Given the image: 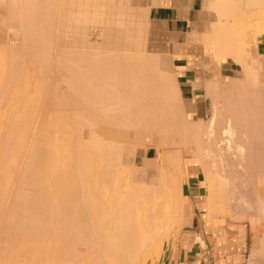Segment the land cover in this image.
<instances>
[{
  "label": "bare ground",
  "instance_id": "obj_1",
  "mask_svg": "<svg viewBox=\"0 0 264 264\" xmlns=\"http://www.w3.org/2000/svg\"><path fill=\"white\" fill-rule=\"evenodd\" d=\"M153 1L0 0V264L158 259L184 224L187 154L203 175L211 214L264 221L263 58L255 54L250 64L242 53L249 32L264 33V0L203 2L202 48L241 68L225 88L218 79L205 82L206 121L184 112L171 55L149 57L136 42L145 38L141 18ZM194 29L190 37L199 42ZM8 33L19 36L18 47L4 49ZM90 33L103 41L90 43ZM31 75L56 79L47 77L48 89L49 80L35 84ZM101 123L104 134L96 130ZM154 133L158 143L145 145L157 154L149 170L126 169L123 138L142 142ZM257 259H264V234L248 264Z\"/></svg>",
  "mask_w": 264,
  "mask_h": 264
},
{
  "label": "crops",
  "instance_id": "obj_2",
  "mask_svg": "<svg viewBox=\"0 0 264 264\" xmlns=\"http://www.w3.org/2000/svg\"><path fill=\"white\" fill-rule=\"evenodd\" d=\"M204 1L172 0V4L152 5L148 10L151 30L147 45L151 50L171 55L181 96L187 103L186 109L196 119L206 117L211 111L210 100L204 94L207 75L214 71L220 81L241 77L238 63L230 59L216 69L212 59L202 53L200 42L188 40V32L205 22L202 12ZM255 41L251 47L263 58V68L259 72V87L263 88L264 34ZM145 153L147 157L148 151ZM185 159L182 193L187 198V213L184 224L166 241L154 264H248L252 243L250 227L254 232L253 238L259 242L264 234H259V227L264 221L252 222L249 216L242 218L225 212L211 214L203 175L191 154H187Z\"/></svg>",
  "mask_w": 264,
  "mask_h": 264
},
{
  "label": "rangeland",
  "instance_id": "obj_3",
  "mask_svg": "<svg viewBox=\"0 0 264 264\" xmlns=\"http://www.w3.org/2000/svg\"><path fill=\"white\" fill-rule=\"evenodd\" d=\"M157 2V3H156ZM163 4V3H165V4H172V3H170V2H168V1H166V0H158V1H153L152 3H150L149 4V6H148V10H149V8H150V6H152V5H156V4ZM138 9V8H137ZM146 9V8H145ZM146 9V10H147ZM143 10V9H142ZM146 10H143V12H144V14L143 13H141V14H143V15H145V16H143L142 18L139 16V15H136V17L137 16H139L140 18H141V20L143 19V28L146 30L144 33H145V38H142V37H137V38H135L136 39V42H138L139 44H142V43H144V45H146V52H147V54L149 55V57H151L150 56V54H152V56H155L156 57V54L158 55V56H160L161 55V53H160V51H154V50H151V49H149V46L147 45V41H148V36H149V34H150V30H151V28H150V20H149V18H148V10L146 11ZM135 11V10H134ZM134 11H133V13L131 12V14H132V20H134L133 18H135V16H133V14H134ZM136 12V11H135ZM203 13H204V7H203V11H202ZM139 13V14H140ZM135 15V14H134ZM142 16V15H141ZM139 17H137L136 19H138ZM140 18H139V20H140ZM134 20V21H136L137 22V25H139L140 23L138 22V20ZM140 20V21H141ZM147 23H146V22ZM136 22H134V23H136ZM139 23V24H138ZM136 25V24H135ZM136 25V26H137ZM142 25V24H141ZM142 27V26H141ZM196 28L194 29V28H192V29H194V30H197L198 28H197V26H195ZM142 28V29H143ZM147 28V29H146ZM201 31H203V33L201 32ZM191 32H192V30H191ZM195 32V31H194ZM206 31H204V30H197V37L199 36V42H201V41H203L204 39H205V37H206V39L208 40V35H207V32L205 33ZM190 32H188V34H187V36H193L194 37V33L192 34V33H190V34H192V35H190L189 34ZM264 33H261V34H259V35H254V33L251 31V32H249L247 35H246V37H245V42H246V44H247V49L246 50H243L242 51V53H243V57H244V59H245V61L246 62H248V63H250L251 64V62H252V58L254 57V55L255 54H257V52L255 51V50H251V44L255 41V40H257V37H258V39L260 38V35H263ZM90 35V36H89ZM88 36H87V39L86 40H88L90 43H94V42H96L97 40L98 41H100V39L98 38V37H96L93 33H90ZM94 35V36H93ZM201 35V36H200ZM203 36H205V37H203ZM188 37V39H189V41H190V39H191V37L189 38ZM192 37V38H193ZM202 37V38H201ZM2 38H4V40H5V43L7 44L6 46V48L4 47V49H7L8 48V46H13V47H18L19 45H20V39H19V36L17 35V34H13V33H8V35H6V37H2ZM1 38V39H2ZM98 38V39H97ZM194 38H196V37H194ZM191 39V41H195V42H197L195 39ZM140 41L141 40V42H139L138 40ZM202 39V40H201ZM205 39V42L207 43V40ZM201 40V41H200ZM101 41H103V38H101ZM100 41V42H101ZM105 41V40H104ZM256 42V41H255ZM112 43V42H111ZM119 44V46L118 47H122L123 45V42H120V41H116V43H112L113 45L114 44ZM202 43H204V42H202ZM201 43V44H202ZM56 44H58L57 46L58 47H62L63 48V46L65 47V45H68V44H66V38L65 37H60L59 38V40H58V42L56 43ZM112 44H110L111 46H113ZM120 44L122 45V46H120ZM249 47H251L250 49H249ZM62 48H60V49H62ZM201 50H202V53L206 56V57H208V58H210V59H212V61L214 62L213 63V66H215V68L217 69L218 67V65H220V62H219V59H218V55L217 54H214V53H211V52H209L208 50H205V48H202V46H201ZM165 53V52H164ZM38 55V54H37ZM159 59V58H158ZM157 59V60H158ZM39 61V60H38ZM38 61H36V63H37V65H39L38 63ZM263 63L260 65V67H259V72H260V70L263 68ZM31 67V66H30ZM32 69V68H31ZM31 69H29L30 70V72H31ZM28 70V71H29ZM52 70H54L53 69V67H52ZM52 70L50 69V71H48L49 73H51L52 74ZM213 70H214V67H213ZM176 72V71H175ZM48 73V75H50ZM53 73H54V71H53ZM55 74V76H56V73H54ZM176 74H177V72H176ZM47 75V74H46ZM53 75V74H52ZM34 76V75H33ZM32 75L30 76V77H32V78H34ZM37 76H39V75H37ZM43 76V75H42ZM41 76V77H42ZM51 76V75H50ZM50 76H47V77H49V78H51ZM55 76H53V78L54 79H56L55 78ZM216 76V77H215ZM258 77V87L260 86V78H259V73H258V75H257ZM45 78L44 79V77H42L44 80H45V82L43 81V79H41L40 80V78L38 79V80H40V81H38L36 78H34L35 79V81H32V82H34L35 84H36V80L38 81V82H41V84H43L42 83V81L45 83V84H47V87H48V83H49V88L48 89H50V80H49V78ZM212 77V78H211ZM215 77V78H214ZM53 78H51L52 79V81L54 82L55 80L53 79ZM206 79H204V84H205V82L206 81H210V80H216V79H218L219 80V78H218V76H217V74L213 71V73L212 74H210V76L208 77V75L205 77ZM46 79H47V82H48V80H49V82L47 83L46 82ZM33 80V79H32ZM31 81V80H30ZM31 82V83H32ZM53 82H52V84H53ZM226 82H227V79H225V80H221L220 81V86L221 87H223V88H225V85H227L226 84ZM30 83V82H29ZM31 84V86L32 85H34L33 87H31V88H33V92H34V88H35V84ZM261 85H262V83H261ZM28 86H30V85H28ZM27 86V87H28ZM53 87V86H52ZM260 88V87H259ZM30 89V88H29ZM261 89H264V87L263 88H261ZM260 89V90H261ZM28 90V89H27ZM31 91H32V89H30ZM29 91V90H28ZM30 92V91H29ZM29 92H27V94L29 93ZM29 94H31V93H29ZM33 95V93L30 95V96H32ZM29 96V95H28ZM183 99V98H182ZM184 100V99H183ZM33 102V101H32ZM44 102V103H43ZM42 103L41 102H38L39 103V106H42L41 107V109L43 110H45L46 112L47 111H49V109L50 108H48V106H47V104L49 103L48 101V103H46L45 101H43ZM37 103V102H36ZM38 103H37V105H38ZM46 103V107L44 108L43 106H45L44 104ZM35 104V103H34ZM49 105V104H48ZM38 106V107H39ZM182 108L184 109V112H186V114H189V112L187 111V103H186V100H184V103H182ZM40 109V108H39ZM43 113H45V112H43ZM209 116H210V112H209V114L206 116V117H204V118H201V119H203V120H205L206 121V119H208L209 118ZM200 119V118H199ZM42 120V119H41ZM45 120V119H44ZM48 121V120H47ZM48 123V122H47ZM102 124V123H101ZM100 124V127L101 126H105L104 124H102L101 125ZM98 126V129L96 128V130L99 132V131H105V130H107L106 128H105V130H104V127H101L100 128V130H99V125H97ZM47 127H50V125L48 126L47 125ZM85 128V127H84ZM33 129H34V127H32V130L31 131H33ZM102 129V130H101ZM83 132H84V130H82ZM82 132V133H83ZM100 132V133H101ZM82 133H80L81 135H83L84 133H86V132H84L83 134ZM103 134H104V132H102ZM106 134V133H105ZM86 136V135H85ZM84 135H83V137H85ZM29 137H33V135L32 134H30V136ZM28 137V141H29V138ZM136 139V137H131L130 138V136H126V138H123V142H121L120 144H121V150L122 151H124L123 152V157H122V162L125 164V166H124V164L122 163V165L126 168V169H128V167H130V170L133 168V170L134 169H139V167L141 168V169H139V170H149V167H151V162H152V160L154 159H156L157 158V154H156V150H155V148L154 147H151V146H148V145H151V144H157L158 143V135L156 134V133H154L153 134V139H148V140H146V139H141V140H143L142 142L140 141L139 142V137L137 138V141L139 142H137L135 139ZM33 139V138H32ZM139 139V140H138ZM134 142V145H133V142ZM125 141H126V143H125ZM130 141V143H131V145L129 146V142ZM136 141V142H135ZM148 141V142H147ZM30 142H31V140H30ZM150 142V143H149ZM143 143V144H142ZM149 143V144H148ZM123 144V145H122ZM136 144V145H135ZM138 144V145H137ZM146 144H148L147 146H145ZM142 145H144L145 147H141ZM129 146V147H128ZM127 148V149H126ZM131 151V152H130ZM146 151H148V156H147V158H146ZM36 153V152H35ZM190 153V152H189ZM38 153H36V155H34V156H37V158H38V155H37ZM31 156H33V154H31L30 155V157ZM33 156V157H34ZM153 156H154V158H153ZM32 157V158H33ZM127 157V158H126ZM31 158V159H32ZM145 158V159H144ZM150 160H149V159ZM147 159V160H146ZM127 160V161H126ZM32 161V160H31ZM147 163V164H146ZM185 163H186V159H185ZM127 165V166H126ZM138 165H139V167H138ZM141 165V166H140ZM145 165V166H144ZM229 165H230V162H229ZM228 164H226L225 165V167L227 168L226 169V172H227V174H229V169H231L230 167L231 166H229ZM148 166V167H147ZM147 169H146V168ZM224 166L222 167V169H224L225 168ZM232 171H233V168H232ZM13 185V184H12ZM204 185H205V183H204ZM202 186H203V183H202ZM204 187V186H203ZM11 188H12V186H11ZM11 188L9 189V191L11 190ZM204 189V188H203ZM202 189V190H203ZM201 190V191H202ZM204 192V191H203ZM203 192H202V195H203ZM206 192V191H205ZM8 194H9V192H8ZM205 194V193H204ZM6 196V195H5ZM9 196V195H8ZM204 196V195H203ZM6 198V197H5ZM9 198V197H8ZM8 198L7 199H5L4 201H6V202H4L5 203V205H6V203L7 202H9L8 201ZM203 198V197H202ZM10 200V199H9ZM203 202H204V199H203ZM232 203H234V202H232ZM230 205H231V203H230ZM236 205H234L233 206V204L231 205V207H233V208H236L235 207ZM187 213V212H186ZM189 214H190V212H189ZM186 217V214L184 213V212H182V218H185ZM244 220H246V221H248L247 219H244ZM248 223V222H247ZM249 225V224H248ZM250 227V226H249ZM250 230H251V234H252V243H251V249H250V255H249V259H250V256H251V253H252V251H255L257 248H258V242H257V239H255V238H253V230L251 229V227H250ZM259 234L261 235V234H263L264 233V223H262V225L259 227ZM259 235V236H260ZM248 259V260H249ZM256 259V258H255ZM258 259H261V258H259L258 257ZM257 259V260H258ZM157 261V259H153V260H150L147 264H154L155 262ZM261 262H264V259H262V261L260 260V262H259V260L258 261H256L255 262V260H254V263H256V264H260ZM262 264V263H261ZM264 264V263H263Z\"/></svg>",
  "mask_w": 264,
  "mask_h": 264
}]
</instances>
